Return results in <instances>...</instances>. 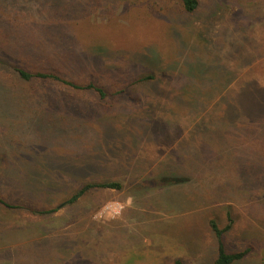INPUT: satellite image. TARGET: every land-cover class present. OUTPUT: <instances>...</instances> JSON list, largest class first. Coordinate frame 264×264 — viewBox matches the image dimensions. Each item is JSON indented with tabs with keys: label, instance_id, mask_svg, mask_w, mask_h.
<instances>
[{
	"label": "rangeland",
	"instance_id": "rangeland-1",
	"mask_svg": "<svg viewBox=\"0 0 264 264\" xmlns=\"http://www.w3.org/2000/svg\"><path fill=\"white\" fill-rule=\"evenodd\" d=\"M0 197V264H264V0H0Z\"/></svg>",
	"mask_w": 264,
	"mask_h": 264
},
{
	"label": "trees",
	"instance_id": "trees-1",
	"mask_svg": "<svg viewBox=\"0 0 264 264\" xmlns=\"http://www.w3.org/2000/svg\"><path fill=\"white\" fill-rule=\"evenodd\" d=\"M183 7L188 10L192 11L194 10L197 5H198V0H182ZM14 70L17 72L20 78H22L25 81H29L35 77H40V78H48V79H53L55 81H59L61 83H64L66 85H69L74 88H94L96 89L101 95H105V91L101 87H97L92 83L89 84H77L73 81H70L68 79H65L61 77L58 74H55L53 72H31L28 71L25 68L21 67H16ZM151 76L146 75L142 77V80H147ZM122 184L119 181H102V182H89L84 184L76 193H74L69 200H67L69 203H75L76 201L79 200L81 196L86 194L88 191L95 187H110V188H120ZM0 203L5 204L6 206L9 207H17V205L12 204L2 197H0ZM54 209H48V210H43L41 212H53ZM230 220H231V216ZM209 225L212 229V231L215 234L216 241H217V254L214 260V264H231L235 260L241 259L243 256H245L248 252V250H243V251H238V252H230L227 250L225 246V241H224V235L225 233L231 228V222H229L227 225L224 227H221L217 220L215 218H210L209 219ZM174 264H185L182 258H177L174 261Z\"/></svg>",
	"mask_w": 264,
	"mask_h": 264
}]
</instances>
